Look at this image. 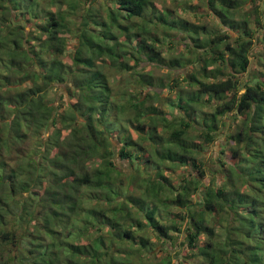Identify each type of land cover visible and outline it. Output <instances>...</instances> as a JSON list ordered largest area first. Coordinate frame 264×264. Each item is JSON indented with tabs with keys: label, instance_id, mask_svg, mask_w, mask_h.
Returning a JSON list of instances; mask_svg holds the SVG:
<instances>
[{
	"label": "trees",
	"instance_id": "1",
	"mask_svg": "<svg viewBox=\"0 0 264 264\" xmlns=\"http://www.w3.org/2000/svg\"><path fill=\"white\" fill-rule=\"evenodd\" d=\"M208 1L225 16L240 3ZM154 7L151 0H0V64L7 71H0V234L2 251L18 247L5 264H264L263 83L240 92L221 66L230 61L248 70L251 32L228 21L247 37L239 47L220 31L194 38L203 51H191L202 64L183 76L186 86L171 102L179 117L166 119L154 102L168 86L163 78L140 72L143 93L116 92L110 82L113 72L163 59L150 32L161 22L190 35L205 27L164 18ZM184 64L192 63L173 62ZM58 85L67 95L54 91ZM205 101H217L202 117L207 138L229 111L244 118L232 132L233 176L204 185L194 198L197 181L194 190L192 178L180 174L175 183L166 171L200 168L189 129ZM129 110L136 134L120 119ZM31 137L36 149L29 150ZM35 176L44 185L30 190ZM244 184L249 193L239 189ZM19 191L29 192L31 208L14 213ZM27 236L28 249L21 244Z\"/></svg>",
	"mask_w": 264,
	"mask_h": 264
},
{
	"label": "rangeland",
	"instance_id": "2",
	"mask_svg": "<svg viewBox=\"0 0 264 264\" xmlns=\"http://www.w3.org/2000/svg\"><path fill=\"white\" fill-rule=\"evenodd\" d=\"M154 3V6L161 10V15L164 18H169L168 16H182L181 18L186 19L190 22L197 23L200 26L205 25L199 29V33H191L183 31L181 26H175L172 30L168 29L169 25H164L161 22V26L154 27L150 32L152 37L157 35L159 42L157 43L158 49L161 52L162 60L158 63L151 62H141L140 65H136L132 71H123L112 73L110 82L114 91L119 92L124 88L136 87L138 90H142L141 86L137 83V75L140 72L147 73L150 72L156 81H160V78H163L167 82L166 87L158 89L160 96L155 100V104L158 106L159 110L162 111L160 117H166L172 119L173 117H179V109L171 106V102L175 100L178 90L183 86H186L185 79L183 76L187 75L193 68L198 71L200 64L202 62L197 61L196 56L192 54L193 50L202 52L203 49L195 47L196 41L194 38H200L204 36L206 32L207 36L215 34L217 32H223L227 34L229 38L227 41L231 46L239 47V42L247 39L243 35V30L241 29H232V26L228 21L237 24L239 27H246L251 32L252 36V45L248 48L250 55V64L246 72H240L237 67L231 66V63H221L223 70L226 73V77L233 76V79L237 81L240 92H244V86L247 84L253 85L257 82L263 83L264 88V0H238L240 3L237 8H232L231 13L227 16L225 14L214 12L209 6V1L207 0H151ZM99 3H103L104 0H98ZM216 2V1H215ZM242 4V5H241ZM154 7V8H155ZM220 8V7H219ZM55 11H65L66 7H53ZM166 20V19H163ZM17 21H21L23 25L26 26V23L20 18ZM28 25V24H27ZM67 28L66 26H64ZM74 35L70 36V50H73L77 40L72 39ZM238 36H244L237 38ZM224 47V46H223ZM193 48V49H192ZM192 50V51H191ZM217 52V50L215 51ZM230 54V53H229ZM228 54V55H229ZM226 56L227 53H225ZM182 57L185 62L189 59L192 64H185L181 67L173 66V62L176 58ZM229 59L233 60V55H229ZM202 61V60H201ZM221 61V60H220ZM228 65V66H227ZM216 64L210 65V68H214ZM227 66V67H226ZM0 71L7 72L3 65L0 64ZM176 79L178 81H176ZM145 89L142 90V93ZM54 91H58L59 94L67 95L66 87L64 85H58L57 88H54ZM122 97L121 93L119 94ZM207 95H205V100ZM217 101H205L204 104L200 107L201 116L197 113L196 117L193 120V123L196 125L191 127L190 130V143L198 146L199 151L195 153V160L200 166L199 169H194L191 165L180 166L176 169L175 172L166 171L168 176H171L173 182H178L181 175L184 174L188 178H192L195 187L196 181L198 183V189L194 193V198H200L201 190L204 185H222V179H224V174H230L233 176V168L236 165L237 157L233 155L232 148L236 147V141L232 139V132L237 129L240 121L244 118L240 115H235V111H229L222 119L218 122V127L214 136L207 138L208 129L206 124L202 122V117H208L214 111V104ZM134 111H127L121 115V122L125 127L130 128L133 132L132 124L134 119ZM162 123V121H159ZM54 128V127H53ZM52 129L50 130V132ZM69 130L63 132V135L67 134ZM133 134H136L133 132ZM46 135V134H45ZM44 135V136H45ZM41 140L47 141L46 138ZM36 137H31L26 142V149L29 147V150L36 149ZM56 146V145H55ZM21 153V151H20ZM16 154V153H15ZM36 158V155H34ZM25 161H27L26 155L24 156ZM121 165V162H119ZM201 165L206 169V172L201 174L200 169ZM36 182V176L32 184H30V190L36 189V187L43 186V183ZM38 185V186H37ZM240 185V184H239ZM196 188V187H195ZM194 188V190H195ZM239 189L242 192L249 193L251 187L244 184ZM23 191H19L17 196L16 209L15 211H20V208H31V198L29 192L21 194ZM200 192V193H199ZM193 198V199H194ZM25 222V221H24ZM10 226L13 224H9ZM9 226V227H10ZM29 226V224H27ZM18 234L20 232H17ZM2 236L0 234V240L2 241ZM31 236H27L21 244L24 248L28 249L30 244ZM178 242L181 241V237ZM41 242L33 243L34 249H38ZM6 245L4 241L0 244L1 255L0 253V264H5L6 259L8 258L9 250L11 249L12 253L17 252L18 247L13 245H8L4 247L2 251V246ZM38 246V247H36ZM42 247V246H41ZM186 248H183V253H185ZM182 256L179 252L177 253V258ZM186 260V259H184ZM18 264V263H14Z\"/></svg>",
	"mask_w": 264,
	"mask_h": 264
}]
</instances>
